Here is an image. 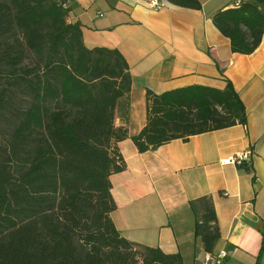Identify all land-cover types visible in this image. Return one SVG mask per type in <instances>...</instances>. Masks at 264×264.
Instances as JSON below:
<instances>
[{"label": "trees", "instance_id": "1", "mask_svg": "<svg viewBox=\"0 0 264 264\" xmlns=\"http://www.w3.org/2000/svg\"><path fill=\"white\" fill-rule=\"evenodd\" d=\"M63 2L0 0V264H184L125 239L112 220L110 177L125 168L117 143L128 137L115 109L131 89L129 66L118 51L85 48ZM169 2L200 9L196 0ZM213 22L233 53L252 55L264 0H235ZM147 104V125L131 137L140 153L247 123L231 83L148 91ZM190 206L195 237L213 254V200Z\"/></svg>", "mask_w": 264, "mask_h": 264}, {"label": "crops", "instance_id": "2", "mask_svg": "<svg viewBox=\"0 0 264 264\" xmlns=\"http://www.w3.org/2000/svg\"><path fill=\"white\" fill-rule=\"evenodd\" d=\"M145 0H68L67 22L79 24L85 48L118 51L129 66L131 89L115 109L114 124L128 137L117 143L125 161L110 177L112 220L122 237L184 264H205L190 203L213 200L220 238L212 255L223 264H264V36L252 55L235 54L213 22L235 0H196L200 9ZM231 83L246 125L177 139L140 153L131 139L147 125V92L156 95ZM249 152L243 166L225 161Z\"/></svg>", "mask_w": 264, "mask_h": 264}, {"label": "built area", "instance_id": "3", "mask_svg": "<svg viewBox=\"0 0 264 264\" xmlns=\"http://www.w3.org/2000/svg\"><path fill=\"white\" fill-rule=\"evenodd\" d=\"M62 6L64 8H67L69 6L68 0H63ZM147 5L153 9V10H161L168 5V2L166 0H145ZM235 7H239V2H236ZM250 153L246 152L243 154H240L238 156H234L233 158L227 160L224 162V164H232L236 166H243L250 158ZM227 258L226 252H220L217 254V256H214L212 254H207L205 257V264H223L225 259Z\"/></svg>", "mask_w": 264, "mask_h": 264}]
</instances>
